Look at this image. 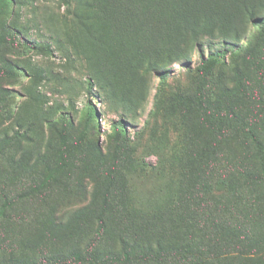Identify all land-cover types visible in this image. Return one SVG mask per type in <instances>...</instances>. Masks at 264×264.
Returning a JSON list of instances; mask_svg holds the SVG:
<instances>
[{
  "label": "rangeland",
  "instance_id": "374dc122",
  "mask_svg": "<svg viewBox=\"0 0 264 264\" xmlns=\"http://www.w3.org/2000/svg\"><path fill=\"white\" fill-rule=\"evenodd\" d=\"M90 2L0 0V68L13 67L0 74V207L4 201L11 205L0 217V258L20 256L25 238L48 216L65 221L80 208L93 209L92 195L107 187L119 194V210L132 218L146 215L148 221L166 217L174 232L190 228L181 219L201 223L205 214L211 220L227 218L251 234L264 233V207L255 200L260 186L238 177L234 187L215 188V181L239 161L241 169H249L252 161L244 153L253 150L252 139L235 129L225 134L206 175L211 205L200 209L182 195L189 179L182 157L190 128L184 132L177 118L178 97L194 95L204 85L233 86L231 67L261 24L247 25L240 41L228 46L225 66L216 64L202 81L196 67L219 45L203 47L201 55L193 52L188 60L169 61L166 53L182 41L173 25L175 10L160 11L159 34L145 40L140 38L143 18L119 8L122 24L143 43L130 50L110 35L103 36V46L86 33L82 25L96 29L103 16ZM146 2L150 13L154 3ZM258 17L263 21L264 13ZM249 78L264 92V77L251 68ZM242 106L258 110L254 128L264 130V100ZM196 134L199 144L212 138L210 130ZM261 140L264 145V134ZM219 159L225 166L221 171ZM106 245L118 251L115 242Z\"/></svg>",
  "mask_w": 264,
  "mask_h": 264
},
{
  "label": "trees",
  "instance_id": "16d2710c",
  "mask_svg": "<svg viewBox=\"0 0 264 264\" xmlns=\"http://www.w3.org/2000/svg\"><path fill=\"white\" fill-rule=\"evenodd\" d=\"M89 1L103 16L96 29L95 26L82 25L86 33L101 39L103 46L106 41L103 36L110 35L112 42L123 41L130 50H136L143 43L137 41L131 30L122 24L123 16L117 15L119 8L143 18L145 24L140 28L144 31L140 38L145 40L158 32L161 21L157 17L160 11L166 8L175 10L173 25L180 30L182 41L166 53L169 61L188 60L193 52L201 55L203 47L219 45L206 59L202 58L196 67L202 81L216 64L222 68L225 66L224 57L228 46H235L240 41L247 25L261 24L260 32L238 53L237 61L231 67L233 86L214 88L204 85L194 95L178 97L182 107L177 118L184 132L190 128V133L184 135L190 139V145L185 147L182 157L183 167L189 177L185 193H182L185 201L200 209L211 205V201L207 202L211 194L207 193L211 188L206 181L209 165L217 153V147L224 143L225 134L235 129L252 139L253 150L244 153L252 163L244 157L243 161L251 163L249 169H241L240 161L238 167H230L226 177L215 181L216 191L227 185L234 187V180L239 177L246 185L253 184L263 189L255 200L264 207V145L261 142L264 130L254 128L259 120L258 110L244 109L242 106L243 101L264 100V94L261 96L264 92L256 89V82L249 78L251 68L264 77V20L258 17L264 13V0ZM146 1L154 3V10H150V13ZM112 3H119V7L114 8ZM110 39L108 46L112 48ZM132 40L136 45L129 44ZM12 71L10 64L0 68V74ZM87 114L91 118L92 112L88 111ZM117 130L123 137L121 123ZM206 130L211 131L212 138L209 143L199 144L196 131ZM21 161V165L27 164ZM222 164V159H219L217 167L220 171L225 168ZM109 190L107 187L102 193L92 195L95 202L93 209L80 208L65 221H58L53 215L48 216L38 223L34 233L25 238L27 240L23 243L22 254L0 258V264H264V233L251 234L227 218L211 220L205 214L201 223L191 222L188 218L181 219L190 228L183 233L174 232L173 229L168 230L170 221L166 217H155L153 221H148L146 215H141L144 218L139 219V216L132 218L129 212H122L116 205L119 194L110 193ZM255 200L251 203L256 204ZM212 205L219 212L221 207L216 203ZM9 207L10 203L4 201L0 207V217L5 215ZM108 241L118 245L117 252L106 245ZM57 244L66 247L47 250L50 245Z\"/></svg>",
  "mask_w": 264,
  "mask_h": 264
}]
</instances>
